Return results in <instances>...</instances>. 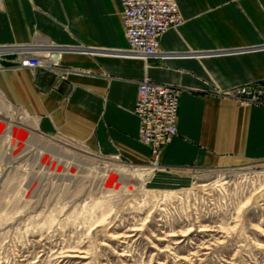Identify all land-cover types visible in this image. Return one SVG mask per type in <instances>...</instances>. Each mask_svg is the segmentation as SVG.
<instances>
[{"label":"crops","instance_id":"obj_1","mask_svg":"<svg viewBox=\"0 0 264 264\" xmlns=\"http://www.w3.org/2000/svg\"><path fill=\"white\" fill-rule=\"evenodd\" d=\"M176 2L182 23L160 37L159 57L141 60L130 56L119 0H0L1 92L41 134L145 164L151 152L133 107L147 75L179 93L157 184H186L228 160H264V105L223 95L244 84L264 89V0ZM24 49L44 66H18Z\"/></svg>","mask_w":264,"mask_h":264},{"label":"rangeland","instance_id":"obj_2","mask_svg":"<svg viewBox=\"0 0 264 264\" xmlns=\"http://www.w3.org/2000/svg\"><path fill=\"white\" fill-rule=\"evenodd\" d=\"M151 161L43 135L0 90V264H264V160L178 186Z\"/></svg>","mask_w":264,"mask_h":264},{"label":"built area","instance_id":"obj_3","mask_svg":"<svg viewBox=\"0 0 264 264\" xmlns=\"http://www.w3.org/2000/svg\"><path fill=\"white\" fill-rule=\"evenodd\" d=\"M119 2L130 56L143 60L159 57L160 37L183 21L176 0ZM44 63L33 50L20 51L16 59L18 66L26 68H41ZM178 94L177 88L147 75L138 82L133 113L138 120V139L149 146L152 164L159 162L161 150L177 134ZM223 95L242 105H264V89L249 84L230 88Z\"/></svg>","mask_w":264,"mask_h":264},{"label":"bare ground","instance_id":"obj_4","mask_svg":"<svg viewBox=\"0 0 264 264\" xmlns=\"http://www.w3.org/2000/svg\"><path fill=\"white\" fill-rule=\"evenodd\" d=\"M131 58H138V57H135V56H131ZM139 59H141V58H139ZM141 60H143V59H141Z\"/></svg>","mask_w":264,"mask_h":264}]
</instances>
